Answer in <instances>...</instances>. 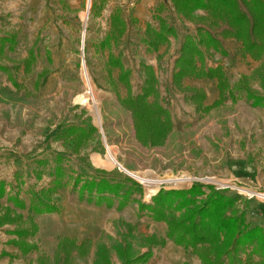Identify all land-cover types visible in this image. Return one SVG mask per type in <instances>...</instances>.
<instances>
[{"label": "rangeland", "instance_id": "374dc122", "mask_svg": "<svg viewBox=\"0 0 264 264\" xmlns=\"http://www.w3.org/2000/svg\"><path fill=\"white\" fill-rule=\"evenodd\" d=\"M159 1L161 0H106L100 13L92 16L90 11L86 14L87 0H16L15 6L9 4V0H0V66L13 68L18 65L16 70L11 69L9 75L0 69V158H4L0 161V171L4 172L8 169L9 162L20 158L26 164L24 172L28 176L32 173L36 177L37 186L49 184L50 187L55 178L60 182L55 194L67 186L61 190L65 194L58 199L55 197L60 203L66 204L65 208L60 203L57 204L60 207L58 212H54L57 214L63 209H73V197L81 195L85 191V185L95 184L103 177L112 178L114 181L128 177L135 180L137 185L134 186V191L130 192L128 199H132L131 203L137 201L138 209L141 200H150L160 188L186 189L195 182L211 184L215 189L233 198L234 211H243L245 221L250 226L264 227L260 225L264 221L260 209L251 204L249 206V203L242 206L241 211L237 208V205L243 204L244 201L251 203L253 200L264 206V200L259 197L263 196L264 194L260 193L264 192L245 188L243 183H254L253 176L249 177L243 170L245 167L261 171L259 177H262L264 150L253 151L249 158L239 156L244 153L238 146L236 121L231 128L235 136H229L230 115L237 100L226 93L225 101L220 106L197 110L195 105L185 98L189 92L184 93L171 85L173 65L179 55L183 36H194L196 33L194 22L176 16L172 8H169L168 14L177 28L175 37H169V43L160 47L157 52L148 51L141 42L137 29L142 30L146 23L157 26V21L152 18V11ZM164 1L169 4L168 0ZM116 6H120L125 15L133 8L137 18L136 25L127 28L121 43L111 47L115 55H121L125 67L131 69L132 94L140 92L143 76L139 62L144 61L153 66L158 79L160 100L171 114L173 127L161 146H143L135 139L130 113L118 101V95H126L125 87L117 82L118 70L112 73L118 86L117 93L107 83L104 63L109 50L101 49L99 42L109 28V13ZM8 36L14 37L12 43L3 41V38ZM227 39L223 40L227 54L210 47L204 58L197 60V65H202L204 69L220 65L225 74L222 63L206 66L205 59H211L212 51L228 56L231 61L238 57L244 58L231 55L241 48V42L235 39L240 46L228 49L224 46ZM31 47L36 59L27 72L22 61L28 58ZM43 68L48 72L38 86L34 87L37 74ZM262 70L259 72L264 75V69ZM187 78L182 80L183 86L204 92L202 107L210 106L217 99L218 93L214 94L217 88L215 79ZM70 125L95 126L96 131L88 141L74 149L73 140L60 134ZM117 161L131 171L135 179L118 168ZM98 170H105L109 174L101 175ZM145 171L148 172L142 173ZM144 178L149 182L145 183ZM223 182L224 186L221 185ZM124 190L119 196L113 195L110 204H107L109 217L100 236L84 239L89 244L82 253L77 249L58 250V242L64 238L62 236L56 237L57 243L47 247L44 243L46 235L43 237L42 233L43 230H49L46 223L39 220L37 223L33 217H27L23 226L14 224L12 220L16 214L9 206H3L1 203L0 226L15 225L14 229L25 228L34 232V235L27 237H18L13 233L17 239H10L7 243L26 246L23 252L39 250L37 264H123L128 257L133 258L147 251L152 254L151 247L161 246L151 244L147 236L141 235L145 234L139 231L141 225L147 232L143 217H140L143 210L139 209L137 212L131 208L127 215H124V205H120ZM88 192H84V197H79V201L91 206L94 204L86 201L90 195ZM247 192L255 195L249 198ZM114 198H117L118 202L115 199L113 203ZM8 201H11V198ZM94 214L99 215L98 212ZM32 223L36 226L35 229H32ZM53 224L60 230L56 222ZM129 224L133 228H129ZM152 235L157 239L164 238L165 241L169 239L167 230L164 237ZM53 237L49 231V242L53 241ZM65 237L75 241L77 245L80 244L73 238ZM28 239L32 241H27ZM44 248H49V256L45 254ZM250 249L245 248L239 253V256L245 255V263L247 257H258L251 256Z\"/></svg>", "mask_w": 264, "mask_h": 264}, {"label": "trees", "instance_id": "16d2710c", "mask_svg": "<svg viewBox=\"0 0 264 264\" xmlns=\"http://www.w3.org/2000/svg\"><path fill=\"white\" fill-rule=\"evenodd\" d=\"M105 1L91 0L90 14L98 15L104 8ZM168 1L169 4L161 0L153 8L152 18L157 21L156 27L146 23L142 30L137 29V31L146 49L157 52L160 47L169 43V37H175L177 33L174 20L168 14L169 8H172L176 16L194 22L196 33L194 36L190 34L183 36L179 55L173 65L171 85L184 93L189 92L185 98L194 104L197 110H209L220 106L225 101L226 93L232 96L233 88L248 91L246 76H241L236 83L230 86L222 66L204 69L202 65H197V60L201 61L210 47L227 54V50L223 47V40L235 38L241 42L242 46L231 55L250 56L253 60H262L260 66L264 68V0ZM198 9L205 10L207 15H195L194 12ZM136 23L137 18L133 8L128 11V15H125L123 9L116 6L109 13V28L99 42V46L101 49L109 50L104 63L107 83L116 93L117 82L126 89V95L124 97L118 95V101L130 113L135 139L143 146H161L172 130L173 122L169 109L160 100L158 79L153 66L144 61L139 62L143 82L140 92L132 94L131 69L125 67L120 54L115 55L111 51L112 46H118L121 43L127 28L135 26ZM13 39V36H8L3 38V41L12 43ZM28 53V58L22 61L27 72L36 59L32 47ZM158 57L160 58L161 55ZM17 68V64L13 68L0 66V69L8 75L11 69L16 70ZM114 70H118L117 82L112 76ZM47 72L48 70L43 68L37 74L34 87L38 86ZM186 77L215 79L218 89L217 99L210 106L202 107L204 92L183 86L182 80ZM263 101L262 98H256L253 103L259 104ZM95 131V126L70 125L65 127L60 134L71 138L74 149H78L92 137ZM146 172L148 171L142 173ZM98 173L105 176L109 174L105 170H98ZM144 182L147 183L149 180L144 178ZM59 187L60 182L55 178L52 186L31 192L32 197H35V203L31 199L29 211L34 214L58 212L60 207L51 202V196ZM93 188L99 194L110 193L114 196H119L120 192L125 189L122 195L123 200L120 202L121 206L126 203L131 192L130 188H125L121 181H114L107 177L100 178L95 184L85 185V190ZM2 195L3 191L0 193V196ZM11 201L19 208L24 207L16 196L12 197ZM139 209L150 211L154 220L164 221L167 225V237L186 249L190 248L202 264H224L226 258L228 264H239L241 263L239 253L248 247L251 248L249 251L251 256L259 257L256 264H264V227L250 226L245 221L243 211H234L233 198L215 189L214 185L195 182L186 189L160 188L151 197V203L139 202ZM28 218L32 219V216ZM35 227L32 223V229ZM129 228L133 226L129 224ZM12 233L18 237L34 235V232H29L25 228H15ZM147 240L151 244L161 246L165 244L164 238L157 239L154 235L147 236ZM88 244L87 240H83L77 245L75 241L64 237L59 240L57 248L62 251L77 249L79 253H82ZM150 255L147 251L133 258L128 257L123 264H142L149 259ZM248 259L247 257L246 263L250 262Z\"/></svg>", "mask_w": 264, "mask_h": 264}, {"label": "crops", "instance_id": "0c3cea01", "mask_svg": "<svg viewBox=\"0 0 264 264\" xmlns=\"http://www.w3.org/2000/svg\"><path fill=\"white\" fill-rule=\"evenodd\" d=\"M9 4L15 6L17 5V2L16 0L15 2L9 0ZM194 13L197 16L207 15V12L202 9H198ZM193 27L195 32V26L193 25ZM224 46H226L228 49H234L239 47L240 43L235 39H227L224 43ZM212 55V57L210 56L211 59H205L206 66H215L217 63H222L224 65L223 67L225 70V75L229 78L230 86L236 83L241 76H246L245 81L248 82V91H246L245 89H232V97L237 101L233 104V112L230 115L231 125L229 126V136H235L234 130H231V128L232 126H234V121H236L237 136L239 142L238 146L239 149H243L242 152L244 153L243 155L239 156L241 158H249V156L253 154V151L264 150V101L259 104H256L255 102L253 103L256 98H262L264 100V75H261V72H259L263 71L262 69H264L260 66L262 60H253L250 56H246L244 58L238 57L236 58V60L231 61L228 56H223L218 51H212ZM219 55L220 57H218ZM193 80L199 81L207 79ZM217 93L218 91L216 88L214 94L217 95ZM225 141L227 140L225 139ZM228 141H230L229 138ZM1 160H4V158H0V161ZM24 169H26L25 161H22L20 158H18L9 162L8 169H5L4 172L0 171V191H4V194L0 197V203L3 206H9L16 214V217H14V219L12 220L14 224L23 226V222L29 216H32L34 221L37 223V220H39V222L41 223H46L49 230H43L42 233L44 234L43 237H45L46 235V241L44 243L45 245H47V247L56 242L57 238L61 236H68L69 238H73L77 240V243H80V241L84 239H94L100 236L105 222L109 217V209L107 208V203L110 202L113 194H99L98 192H96L95 188L91 189L89 192L85 190L81 195L77 194V196L73 197L71 207L73 209H68L66 211L65 209H63V211L59 214H34L29 211L31 199L32 202L35 203V197L31 198L30 192H37L42 188H47L49 187V184L45 186H37L35 183L36 177L32 173L28 176V174L24 172ZM243 170L249 177L253 176V178L255 179L252 180L254 181V183L243 181V183L246 185L244 187L251 190L264 192V173H262V177L260 178L259 173L261 171L259 170L246 167L243 168ZM118 180H120L124 184L125 188H130L131 193L134 191V186L137 185V182L132 179L121 180L119 178ZM221 185L224 186L225 183L223 182V184ZM66 187L59 189L58 193L53 195L51 202H55L56 204L60 203L57 199L58 197H61V195L65 194L61 190ZM84 192H88V194H90L86 198V201L94 205L86 206L85 204L81 203V201H79V197H84ZM16 194H18V198L16 197L17 200L20 201L24 205V207L19 208L18 206H15L12 201H8V197L12 198L16 196ZM55 197H57V199ZM115 199L117 198H114L113 203ZM131 200L132 199H128V201H126L124 207L122 208L125 216L131 208L133 210L136 209L137 212L139 210L137 201H134L136 203H131ZM141 201L144 203H151V199ZM248 203L249 206L251 204V206L260 209L262 213L261 216L262 218L264 217V206L260 202L254 200L251 203L250 201H244L243 204L237 205V208L239 209V211H241L242 206H246ZM60 204L63 206V208H65L64 205L66 204ZM95 212H98L99 215L96 216L94 214ZM93 214L96 218L93 217ZM140 217H143L142 221L144 223V228L147 229V232H145V230H143V225H141L139 231L145 233H141V235L149 236L152 234H156L159 237L165 236L167 226L164 222L153 220L150 216V212L147 210L141 211ZM54 222H56V224L60 226L58 227L60 230H57L55 224H53ZM260 225H264V221L261 222ZM14 227L15 225L11 226L7 224H3L0 226V264H37V257L40 255H38L39 250L23 252L26 246L19 244L12 245L10 243H7V241L10 239H17V236L11 232ZM49 231L55 237H53V241L51 242H49ZM37 234L38 236H40V231H38ZM54 239L56 240L54 241ZM27 241L31 242L32 240L28 239ZM44 249L45 254L49 256V248ZM151 250L152 254L150 255L149 259L142 264H202L197 255L191 252L190 248L185 249L182 246L176 245L172 240L169 239L165 241V244L163 246H153L151 247ZM240 257L241 263L246 264L244 262L245 255H241ZM249 260L250 263L248 264H253L254 261L258 260V257H252ZM224 264H228L227 258Z\"/></svg>", "mask_w": 264, "mask_h": 264}, {"label": "water", "instance_id": "95a60500", "mask_svg": "<svg viewBox=\"0 0 264 264\" xmlns=\"http://www.w3.org/2000/svg\"><path fill=\"white\" fill-rule=\"evenodd\" d=\"M90 7H91V0H87L86 14H88V12L90 11ZM81 47H82L81 48V55L83 56L84 55V51H83V38L81 39ZM102 137H103V143H105L106 142L105 136L103 135ZM117 167L120 168L123 172H125L130 177L134 178L132 176V174H131V171H129L128 169H126L125 167H123L118 161H117Z\"/></svg>", "mask_w": 264, "mask_h": 264}, {"label": "built area", "instance_id": "2783aa9c", "mask_svg": "<svg viewBox=\"0 0 264 264\" xmlns=\"http://www.w3.org/2000/svg\"><path fill=\"white\" fill-rule=\"evenodd\" d=\"M260 193V192H259ZM260 194H264V193H260ZM247 195H248V197L250 198V197H252V196H254L255 194H248V192H247ZM257 196V195H256ZM263 200H264V197H261Z\"/></svg>", "mask_w": 264, "mask_h": 264}, {"label": "bare ground", "instance_id": "6f19581e", "mask_svg": "<svg viewBox=\"0 0 264 264\" xmlns=\"http://www.w3.org/2000/svg\"><path fill=\"white\" fill-rule=\"evenodd\" d=\"M259 197H264V196H259Z\"/></svg>", "mask_w": 264, "mask_h": 264}]
</instances>
